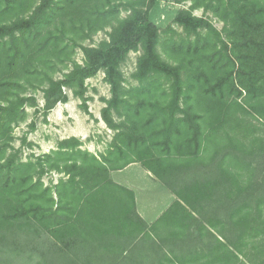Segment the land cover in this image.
<instances>
[{"label":"trees","instance_id":"trees-1","mask_svg":"<svg viewBox=\"0 0 264 264\" xmlns=\"http://www.w3.org/2000/svg\"><path fill=\"white\" fill-rule=\"evenodd\" d=\"M163 1L0 0V264H264V0H190L173 13ZM100 72L106 152L71 137L24 159L13 141L38 106L28 90L42 89L48 114L67 90L85 101ZM132 164L174 196L152 224L113 179ZM51 172L61 178L47 186Z\"/></svg>","mask_w":264,"mask_h":264},{"label":"rangeland","instance_id":"rangeland-1","mask_svg":"<svg viewBox=\"0 0 264 264\" xmlns=\"http://www.w3.org/2000/svg\"><path fill=\"white\" fill-rule=\"evenodd\" d=\"M162 7L173 13L179 10H189L192 7L190 0H166ZM193 14L199 18L209 20L219 31H222L224 24L214 17L210 12L203 9L193 10ZM128 14L123 12L122 16ZM168 23H172L171 20ZM178 32L182 30L174 25ZM110 29L99 32L92 40L83 45L95 47L103 40L108 39ZM141 52H132L127 61L122 66V72L127 85L135 84L132 75L137 68V61ZM165 59V56H163ZM79 64L84 63V54L78 50L73 57ZM72 69L69 64L67 69H57L54 79H63L65 74ZM69 101L59 103L51 112L45 114L43 111L45 101L42 89H29L28 96H34L38 102L37 107L27 106L25 108L26 118L15 128L13 146L21 149L24 159L32 156H40L56 149L59 141L76 137L82 140L83 148L90 152L100 155L106 152L108 145L114 136V131L110 130L102 118V111L106 107L105 100L110 99V86L105 81L104 72H100L96 77L86 81L85 101L79 97L73 90H67ZM32 122L36 123V128L32 129ZM27 138L32 143V147L23 146V139ZM63 176V175H62ZM113 179L118 184H122L136 194L138 203V214L148 224L155 222L174 202V196L166 189L162 188L159 182L151 173L145 170L140 164H132L122 171H116L112 174ZM61 178L55 172L45 175L44 182L47 186ZM169 222V217L167 218ZM163 224V223H162Z\"/></svg>","mask_w":264,"mask_h":264},{"label":"crops","instance_id":"crops-1","mask_svg":"<svg viewBox=\"0 0 264 264\" xmlns=\"http://www.w3.org/2000/svg\"><path fill=\"white\" fill-rule=\"evenodd\" d=\"M120 184V183H119ZM120 185H122V184H120ZM136 202H137V199H136ZM137 209H138V203H137ZM168 210V209H167ZM166 210V211H167ZM142 218V217H141ZM144 220V219H143ZM193 234L195 233V234H205V232H192Z\"/></svg>","mask_w":264,"mask_h":264}]
</instances>
